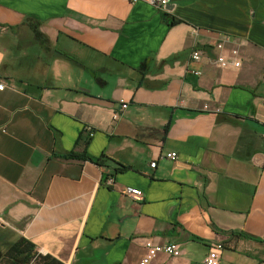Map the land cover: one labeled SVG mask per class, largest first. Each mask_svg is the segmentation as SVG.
I'll return each instance as SVG.
<instances>
[{
	"label": "crops",
	"instance_id": "0c3cea01",
	"mask_svg": "<svg viewBox=\"0 0 264 264\" xmlns=\"http://www.w3.org/2000/svg\"><path fill=\"white\" fill-rule=\"evenodd\" d=\"M2 84L0 261L264 264V0H0Z\"/></svg>",
	"mask_w": 264,
	"mask_h": 264
},
{
	"label": "built area",
	"instance_id": "2783aa9c",
	"mask_svg": "<svg viewBox=\"0 0 264 264\" xmlns=\"http://www.w3.org/2000/svg\"><path fill=\"white\" fill-rule=\"evenodd\" d=\"M137 1V0H134ZM144 2H147L149 4L152 5H157V6H161V7H165L166 5H168L171 0H141ZM195 33H197V30L194 29L193 30ZM233 55L236 56L238 54L237 50H234ZM202 52L200 50H194L192 53V60L195 62H199L202 59ZM218 62L222 65V66H227L229 64V61L224 57V56H220L218 58ZM233 64L236 67L240 66V60L233 62ZM195 74L200 75V72H195ZM4 85H0V90H3ZM124 108H127V104L124 103L123 104ZM217 112H220V110L218 109ZM92 135V134H91ZM162 158L165 159H170V160H177L178 159V155L176 152H167L165 153ZM157 165L156 161L151 163V167L155 168ZM107 185L109 187H112L114 189H116L117 191H119L122 195L129 197L131 199H139L143 197V192L142 190H140V188H133V187H120L116 184L114 178H109L107 181ZM146 248H147V255L139 262V264H150V262L152 261L153 258H155L158 254L164 253V254H168V255H173V256H179L181 251L180 249L173 243H168V244H156L155 242H153L152 240H148L146 243ZM224 249V245L223 244H218L216 245L210 252L209 254L206 256V258L203 261V264H220L221 263V250ZM0 264H3L2 261H0Z\"/></svg>",
	"mask_w": 264,
	"mask_h": 264
},
{
	"label": "trees",
	"instance_id": "16d2710c",
	"mask_svg": "<svg viewBox=\"0 0 264 264\" xmlns=\"http://www.w3.org/2000/svg\"><path fill=\"white\" fill-rule=\"evenodd\" d=\"M67 157H80L91 159L87 155L71 152ZM3 264H64L51 255H43L29 241L21 239L7 253L3 259Z\"/></svg>",
	"mask_w": 264,
	"mask_h": 264
}]
</instances>
